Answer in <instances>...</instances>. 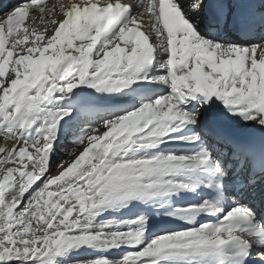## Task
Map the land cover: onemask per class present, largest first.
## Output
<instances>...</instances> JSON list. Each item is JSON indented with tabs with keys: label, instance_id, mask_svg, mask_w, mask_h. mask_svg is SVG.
I'll return each mask as SVG.
<instances>
[{
	"label": "snow or ice",
	"instance_id": "snow-or-ice-1",
	"mask_svg": "<svg viewBox=\"0 0 264 264\" xmlns=\"http://www.w3.org/2000/svg\"><path fill=\"white\" fill-rule=\"evenodd\" d=\"M0 264H264V0L0 3Z\"/></svg>",
	"mask_w": 264,
	"mask_h": 264
},
{
	"label": "rangeland",
	"instance_id": "rangeland-1",
	"mask_svg": "<svg viewBox=\"0 0 264 264\" xmlns=\"http://www.w3.org/2000/svg\"><path fill=\"white\" fill-rule=\"evenodd\" d=\"M70 147H71V145H66V146L62 149V151H61V155H66V153L69 152ZM80 150H82L80 147H77V148H76V152H77V153H78ZM66 158H67L68 161L70 162L71 159L73 158V156H72V155H67Z\"/></svg>",
	"mask_w": 264,
	"mask_h": 264
}]
</instances>
